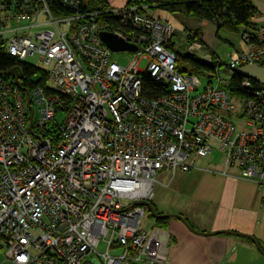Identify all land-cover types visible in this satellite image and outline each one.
<instances>
[{
	"label": "built area",
	"instance_id": "1",
	"mask_svg": "<svg viewBox=\"0 0 264 264\" xmlns=\"http://www.w3.org/2000/svg\"><path fill=\"white\" fill-rule=\"evenodd\" d=\"M152 8L0 0L1 50L39 60L53 90L0 77L2 264H165L169 235L158 225L142 230L146 209L133 205L153 199L157 174L197 170L264 185V86L236 105L217 67L203 87L199 76L179 73L175 27ZM110 18L119 23L113 31ZM238 29L244 49L230 52L231 72L264 61V24ZM102 30L137 47L120 52L131 54L126 65L112 60ZM185 37L190 52H203L200 37ZM142 74L169 93L144 97ZM212 152L223 170L196 165Z\"/></svg>",
	"mask_w": 264,
	"mask_h": 264
},
{
	"label": "crops",
	"instance_id": "2",
	"mask_svg": "<svg viewBox=\"0 0 264 264\" xmlns=\"http://www.w3.org/2000/svg\"><path fill=\"white\" fill-rule=\"evenodd\" d=\"M252 1L257 12L252 23L263 25L264 0ZM153 16L169 21L175 27V34L183 31L184 37L187 31H199L200 38L206 47L205 51L196 54L201 60L204 53L207 52L212 57V61H221L216 52L218 41L225 42L229 46L224 53L225 57L234 48L244 49L238 33H232L223 28L216 34L215 26L207 21L197 19L198 22L192 24L190 23L191 17L160 9H157ZM203 27L211 28L213 35L218 40L213 42L206 40ZM207 165L216 171H221L224 167L222 161L218 159L208 161ZM227 173L237 175L238 170L229 167ZM174 180L183 182L189 187L186 190L189 195L190 211L187 212L186 217L183 213L184 206H178L177 202L173 207L166 206L164 203L158 204L153 202L155 199L153 196L151 202L156 209L161 210V213L180 214L187 223L190 222V219L194 222L197 221L198 228L194 223L190 222V224L198 233L233 231L250 236L264 249V185L258 187L255 182L246 179L197 170L185 173L177 172L169 186L173 185ZM162 229L169 235V257L165 264H264V256L258 252L256 246L249 239H245L247 237L230 234L197 235L187 230L184 223L177 218H168Z\"/></svg>",
	"mask_w": 264,
	"mask_h": 264
},
{
	"label": "trees",
	"instance_id": "3",
	"mask_svg": "<svg viewBox=\"0 0 264 264\" xmlns=\"http://www.w3.org/2000/svg\"><path fill=\"white\" fill-rule=\"evenodd\" d=\"M125 4H138L143 6L149 5L154 7L152 8L153 10L160 9L173 14L180 13L187 16L188 18L191 17L198 20L201 19L212 23L215 26L216 34L220 30H223V28L230 32H234L237 31L238 27L244 28L251 26L254 24L252 23V19L257 13L256 9L253 7L252 0H127ZM90 6L91 8L97 6L108 8V2L107 0H90ZM102 18L107 19L105 16ZM102 18L100 19L101 22L104 21ZM110 19L111 22L110 24H107L108 26H106L105 29L113 31L114 28L119 26V23L115 21L114 18ZM190 33L193 34L195 38L200 37L199 31L190 30L188 34ZM200 42L202 43V47L206 49L201 39ZM185 44L186 46L188 44L187 38ZM176 59L175 70H177L179 73L186 75L195 74L199 77H203L207 75V73L214 72L216 69L215 67L220 69V66L226 65V62H221L220 60L219 61L221 64L215 60L213 63H206L203 59L201 60L192 52H179V50L176 53ZM259 64H264V61L259 62ZM18 72H20L21 77L20 84L25 86L27 89H30L33 86H41L48 92L52 90L51 87L48 86L47 73L41 67H36L28 62L25 63L15 60L4 53L0 48V77L6 81L12 77H15ZM234 72L235 71L230 74L229 81L225 85H222L221 83V87L224 90H227L231 95L241 94V97H247L248 95L252 94L253 90L258 88L259 84L251 81L250 87L244 89L242 87V82L245 78H241ZM141 82V93L148 99L158 98L169 93L168 87L166 85L155 82L149 74H142ZM149 202L151 203L155 212H157L153 203L151 201ZM166 221L167 219L155 220V224L162 228ZM189 225L192 227L190 223ZM245 239L248 240V238ZM257 243L264 252L261 244L259 242Z\"/></svg>",
	"mask_w": 264,
	"mask_h": 264
},
{
	"label": "rangeland",
	"instance_id": "4",
	"mask_svg": "<svg viewBox=\"0 0 264 264\" xmlns=\"http://www.w3.org/2000/svg\"><path fill=\"white\" fill-rule=\"evenodd\" d=\"M110 7H120L124 1L126 0H108ZM156 10L153 9H149L148 10V14L149 15H154ZM195 22H198L197 19H191L190 18V23L195 24ZM207 24V23H206ZM204 36L206 37V40H210L211 42H213L214 40H218L212 33V29L211 28H204ZM228 31V30H227ZM189 31H187L186 33H188ZM230 32V31H229ZM238 33L239 34V29H237V31H234L232 33ZM240 35V34H239ZM186 38L184 37L183 31H179L176 32V34L174 35V42L177 44L178 48H179V52H190L189 48H187V46L184 44L186 43ZM219 44L217 45L218 47L216 48V52L219 55V57L221 58V61L223 62H228L229 61V53L227 55V57H225L224 53L225 51L229 48V46L225 43V42H220L218 41ZM189 44V42H188ZM187 44V45H188ZM212 44V43H211ZM203 51H205L203 49ZM194 53V52H193ZM196 55V53H194ZM131 57V54L128 53H114L112 60L119 62L121 65H126L128 62V59ZM30 63H32L33 65L36 66H40V62L37 59H29ZM147 62L146 60H140L138 67L140 69H144L146 66ZM220 71L218 73L219 79L222 83V85H225L228 81H229V77L230 74L232 73L228 68H226V66H220L219 67ZM35 79V78H33ZM201 80L202 83V87L203 85L207 84L208 80H206L205 78L200 77L199 78ZM216 81V79L214 80V82ZM242 96L241 94H233L230 96V100L231 102L235 103L236 105H240L241 104V100L239 98H235V97H240ZM64 116V112H59L56 114L55 119H57L58 123L62 122V118ZM219 160L221 159V156L219 155L218 152H212L209 155H207V157L205 159H199L196 162V165L199 167H206L208 161H215V160ZM155 180H157L156 185L153 188L154 191V196L155 199H153V202L158 203V204H166V206L169 207H173L176 202L178 204V206H184L183 210H184V215L187 217V212L190 211V207H189V203L190 201H188V191L186 189H188L189 187L187 185H185L183 182L180 181H175L173 182L172 186H169L170 183L173 181V177L170 176L166 171H163V173L157 174L155 177ZM168 182V183H167ZM167 183V184H166ZM164 186V187H163ZM154 198V197H153ZM152 202V203H153ZM177 208V207H176ZM158 213H161L159 209H156ZM163 215H165L164 213H161ZM191 223H194L195 226L198 228V222L197 221H191ZM189 222V223H190ZM141 225V229L142 230H146V231H150L153 227H155V220L151 217V215L149 213H145V215L143 216V218L141 219L140 222ZM193 226V225H192ZM203 233H207V232H203ZM210 234V233H207ZM101 249H103L101 247ZM3 255H0V264L3 263Z\"/></svg>",
	"mask_w": 264,
	"mask_h": 264
},
{
	"label": "water",
	"instance_id": "5",
	"mask_svg": "<svg viewBox=\"0 0 264 264\" xmlns=\"http://www.w3.org/2000/svg\"><path fill=\"white\" fill-rule=\"evenodd\" d=\"M99 39L102 41V43H104V45L113 53L117 52H136V46L130 44L128 41L119 38L116 34L108 32L106 30H102V32H99ZM17 69V68H16ZM235 74L239 75L241 78H245V79H251L253 80L255 83H259L260 85L264 86V64H259V63H246V65L240 66L238 68L235 69ZM15 85H19V80H20V72L17 73V75L15 76ZM29 102V101H28ZM134 206H141L144 207L146 209V212L149 213L151 215V217L154 220H165L168 218H177L179 221H181L182 223H184V225L186 226L187 230H189L192 233H195L197 235H203V236H210V235H221V234H230V235H235V236H240V237H247L257 248L258 252H260L263 256H264V252L262 251L261 247L259 246V244L255 241V239H253L250 236H246V235H241L239 233L236 232H229V231H221L218 233H203V232H196L190 225L189 223L186 222V220L180 215V214H160L155 212V210L153 209L152 205L150 202L148 201H137L134 202L133 204Z\"/></svg>",
	"mask_w": 264,
	"mask_h": 264
}]
</instances>
